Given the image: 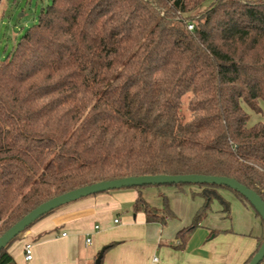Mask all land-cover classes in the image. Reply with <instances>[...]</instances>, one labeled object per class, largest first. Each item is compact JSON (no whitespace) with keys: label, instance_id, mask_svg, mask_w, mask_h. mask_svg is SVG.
Wrapping results in <instances>:
<instances>
[{"label":"trees","instance_id":"trees-1","mask_svg":"<svg viewBox=\"0 0 264 264\" xmlns=\"http://www.w3.org/2000/svg\"><path fill=\"white\" fill-rule=\"evenodd\" d=\"M258 100L264 0H51L0 60V235L52 197L127 176H226L264 201V122L243 108ZM163 186L203 198L181 245L213 200L230 217L219 190L247 205L262 225L248 263L264 222L247 199L215 184L124 188L147 222L173 217L164 194L161 208L140 194ZM10 245L0 264H16Z\"/></svg>","mask_w":264,"mask_h":264},{"label":"crops","instance_id":"crops-1","mask_svg":"<svg viewBox=\"0 0 264 264\" xmlns=\"http://www.w3.org/2000/svg\"><path fill=\"white\" fill-rule=\"evenodd\" d=\"M193 189L180 192L163 186L140 190L155 208L162 206L161 194L167 197L173 217L164 224L147 222L142 211H133L139 195L136 189L81 198L21 233L18 239L31 244L30 261L24 259L22 246L20 255L13 245L7 251L16 264H92L102 247L115 243L103 252L101 264H243L256 248L262 225L254 212L227 190L219 193L229 202L230 217L219 203L213 205L208 217L181 245L178 231L191 223L202 205L201 198L191 196Z\"/></svg>","mask_w":264,"mask_h":264},{"label":"water","instance_id":"water-1","mask_svg":"<svg viewBox=\"0 0 264 264\" xmlns=\"http://www.w3.org/2000/svg\"><path fill=\"white\" fill-rule=\"evenodd\" d=\"M179 183L215 184L227 186L228 188L236 191L245 199H247L264 222V201L262 200L261 196L257 194L256 191L248 188L234 178L204 174H148L127 176L112 180L98 181L92 184L78 187L40 203L38 206L25 214L21 219L15 222L2 235H0V250L8 246V244L11 243L14 239L18 238L21 233L27 230L29 226L35 223L44 214L50 213L51 211H54L55 209L78 199L103 193L106 191L120 190L134 186L172 185ZM104 250L105 247H102L98 252L95 259V264H101ZM263 259L264 237L260 247L253 254L247 264H260Z\"/></svg>","mask_w":264,"mask_h":264},{"label":"rangeland","instance_id":"rangeland-1","mask_svg":"<svg viewBox=\"0 0 264 264\" xmlns=\"http://www.w3.org/2000/svg\"><path fill=\"white\" fill-rule=\"evenodd\" d=\"M50 2L51 0H0V60L5 58L12 51L14 45L19 40L20 36L28 27L32 26L34 23L37 22L38 15L41 9L44 8ZM258 106L260 107V110L254 111L246 104H243L244 110L249 114V124L255 122H264V101L258 100ZM189 188L185 187L180 192H183L185 191V189ZM193 197L196 199L201 198L203 202V198L201 196L196 195ZM217 203L220 204L218 200H213V202L211 203V208L209 210L213 209V205ZM208 213L209 211L207 212V214ZM207 214L202 219V221L208 217ZM242 224L244 223L242 222ZM25 242L27 241L23 242V240H20L18 238L14 239L11 242V245H13V247L17 249L15 251L16 255H20L23 252V246ZM21 246L22 252L20 253ZM92 264H95L94 260ZM260 264H264V260Z\"/></svg>","mask_w":264,"mask_h":264},{"label":"built area","instance_id":"built-area-1","mask_svg":"<svg viewBox=\"0 0 264 264\" xmlns=\"http://www.w3.org/2000/svg\"><path fill=\"white\" fill-rule=\"evenodd\" d=\"M188 28L191 29L192 25L188 24ZM114 222H117V219L114 220ZM89 239H87V242ZM23 256L26 261H30L32 258V250H31V244L30 243H25L23 246Z\"/></svg>","mask_w":264,"mask_h":264}]
</instances>
